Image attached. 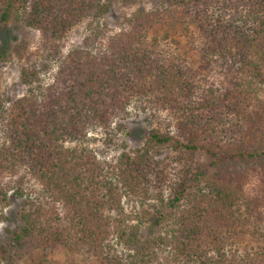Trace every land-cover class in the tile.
<instances>
[{
  "label": "trees",
  "instance_id": "obj_1",
  "mask_svg": "<svg viewBox=\"0 0 264 264\" xmlns=\"http://www.w3.org/2000/svg\"><path fill=\"white\" fill-rule=\"evenodd\" d=\"M109 11L105 0H0V24L15 16L49 53L23 67L24 96L0 92V218L24 201L0 262L60 248L98 264H264V0H154L65 55L69 32ZM132 106L167 114L170 129L101 161L91 141L111 146ZM123 198L155 200L150 222L165 234L142 242ZM114 232L132 254L112 250Z\"/></svg>",
  "mask_w": 264,
  "mask_h": 264
},
{
  "label": "rangeland",
  "instance_id": "obj_2",
  "mask_svg": "<svg viewBox=\"0 0 264 264\" xmlns=\"http://www.w3.org/2000/svg\"><path fill=\"white\" fill-rule=\"evenodd\" d=\"M110 11L98 19H89L73 28L65 40V55L71 51L85 46V39L99 34L98 39L102 38V32L116 33L124 28L123 21L131 17L139 9L145 8L151 10L154 7V0H105ZM40 33L26 27L15 16H12L9 22L0 24V50H5L9 55L7 59L1 62V83L0 92L11 102L21 98L26 94V87L21 82V71L28 65L42 68L49 61V53L41 49ZM22 48H19V45ZM17 50L19 52H17ZM54 71L56 67L53 65ZM43 79L46 83L52 81L51 74H44ZM124 125L123 132H119L113 140V144L108 146L104 142V136H96V141H91V147L96 150L97 157L101 161L111 160L119 156L124 150L131 152L142 147L148 137V131L158 129L166 131L170 129V118L165 113L141 111L133 106L129 109L127 118L119 122ZM172 130V129H171ZM93 137V135H90ZM125 148H124V147ZM171 155L166 151L163 156ZM200 162L206 163L207 158L204 154L198 157ZM169 191L165 192L168 196ZM42 197L40 189L35 193ZM144 206L136 199H122V206L125 210V223L129 227L139 225V218L142 217L140 239L147 242L159 235L165 234V226L153 225L150 221L151 213L154 212V206L158 205L155 200L144 202ZM158 207V206H156ZM24 211V201L20 198H14L11 204L4 209L0 218V246L8 243L13 233L18 231L23 225L20 215ZM1 215V213H0ZM129 232L128 228L125 230ZM112 250L118 253L132 254L133 248L127 246L119 240L117 232L112 233L110 240ZM164 253V252H163ZM88 254L79 253L74 256L66 251L57 248L48 253L47 258H43L39 252L34 253L30 258L21 261L19 264H98L94 257H87ZM162 258H172L170 251L161 254ZM164 264L166 262L163 261ZM0 264H7L0 262Z\"/></svg>",
  "mask_w": 264,
  "mask_h": 264
}]
</instances>
